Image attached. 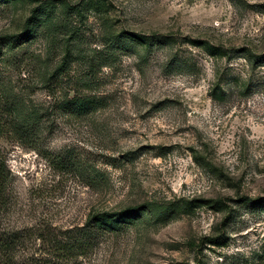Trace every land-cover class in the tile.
Returning <instances> with one entry per match:
<instances>
[{
    "label": "rangeland",
    "instance_id": "obj_1",
    "mask_svg": "<svg viewBox=\"0 0 264 264\" xmlns=\"http://www.w3.org/2000/svg\"><path fill=\"white\" fill-rule=\"evenodd\" d=\"M0 160L2 227L148 206L82 264H264V0L0 1Z\"/></svg>",
    "mask_w": 264,
    "mask_h": 264
},
{
    "label": "trees",
    "instance_id": "obj_2",
    "mask_svg": "<svg viewBox=\"0 0 264 264\" xmlns=\"http://www.w3.org/2000/svg\"><path fill=\"white\" fill-rule=\"evenodd\" d=\"M40 9H45V7L42 6ZM37 11H34L33 22H39L41 13L37 15ZM32 34L33 29L29 22L28 28L23 31L21 37L29 38ZM17 38L9 36L6 38V42H17ZM136 38L140 39L142 43L154 46V48L163 44L162 36L136 35ZM192 43L201 44L204 42ZM76 103L83 107L86 99H74L67 105H76ZM2 164L3 162L0 160V213L10 202L7 194L9 172ZM147 207V205L132 206L120 212L93 214L85 226L64 232L51 231L50 229L44 230V232H41L42 230L35 232L31 228H6L2 227L0 223V264H82L80 258L87 256L95 248L101 234L117 230L125 222L124 219L144 211ZM36 238L42 241L41 244L44 248L42 246L41 251L43 252L37 253L26 245L27 241Z\"/></svg>",
    "mask_w": 264,
    "mask_h": 264
}]
</instances>
